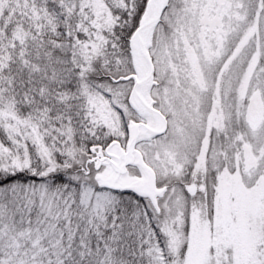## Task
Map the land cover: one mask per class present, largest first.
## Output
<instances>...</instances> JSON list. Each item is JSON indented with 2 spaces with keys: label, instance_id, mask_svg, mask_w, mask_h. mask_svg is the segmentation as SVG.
Listing matches in <instances>:
<instances>
[{
  "label": "snow or ice",
  "instance_id": "1",
  "mask_svg": "<svg viewBox=\"0 0 264 264\" xmlns=\"http://www.w3.org/2000/svg\"><path fill=\"white\" fill-rule=\"evenodd\" d=\"M0 264H264V0H0Z\"/></svg>",
  "mask_w": 264,
  "mask_h": 264
}]
</instances>
